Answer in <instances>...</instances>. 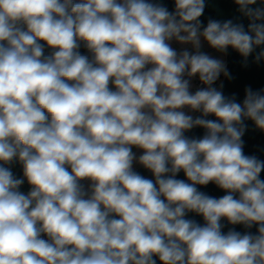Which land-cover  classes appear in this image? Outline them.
I'll return each mask as SVG.
<instances>
[{
	"label": "clouds",
	"instance_id": "clouds-1",
	"mask_svg": "<svg viewBox=\"0 0 264 264\" xmlns=\"http://www.w3.org/2000/svg\"><path fill=\"white\" fill-rule=\"evenodd\" d=\"M173 2L0 0V264H264V89L203 50L264 61V0Z\"/></svg>",
	"mask_w": 264,
	"mask_h": 264
},
{
	"label": "water",
	"instance_id": "water-1",
	"mask_svg": "<svg viewBox=\"0 0 264 264\" xmlns=\"http://www.w3.org/2000/svg\"><path fill=\"white\" fill-rule=\"evenodd\" d=\"M163 3L171 10L174 7L173 0H162ZM259 3V0H258ZM240 18V22L244 23L245 27L248 24L246 18L240 17V14L237 11V6L233 3V0H206V8L204 14L200 18L206 25L209 18L226 20V19H236ZM260 49L258 48L257 51ZM255 54H253L254 56ZM228 71L231 73L233 79L229 80L223 77V91L226 95H231L235 93L238 99L242 100L244 97V89L247 86H251L253 90L264 89V61H261L259 64L253 62V57L248 58V65L245 67L242 63L243 58L236 53L234 50L229 49L228 54L225 55L224 59ZM248 130L243 137L245 142L244 151L249 155H256L260 159H264V132L256 129L254 124L251 121H247ZM201 129H194L192 132L187 133L190 136H199L202 134ZM141 175L152 178V174L139 166L135 169ZM178 178L183 179V173L178 174ZM262 178H264V173H262ZM201 191L208 193L209 195L219 197L224 194V192L218 189L215 185L209 184L206 187L198 186ZM189 218H193L200 222L204 223L203 218L197 216L194 213H189ZM226 227L224 231L226 232L231 225H227V222L224 221ZM238 231H246L243 226H235ZM255 233V227L251 229Z\"/></svg>",
	"mask_w": 264,
	"mask_h": 264
},
{
	"label": "trees",
	"instance_id": "trees-1",
	"mask_svg": "<svg viewBox=\"0 0 264 264\" xmlns=\"http://www.w3.org/2000/svg\"><path fill=\"white\" fill-rule=\"evenodd\" d=\"M80 51L84 54H88L87 50L85 48H83V46L81 47ZM51 50L46 48L45 54L48 55L50 54ZM12 170L14 172V174L18 177L22 176V169L21 166L19 164H14L12 166ZM30 187L27 182H25V184L22 186L21 191H24L26 188Z\"/></svg>",
	"mask_w": 264,
	"mask_h": 264
},
{
	"label": "crops",
	"instance_id": "crops-1",
	"mask_svg": "<svg viewBox=\"0 0 264 264\" xmlns=\"http://www.w3.org/2000/svg\"><path fill=\"white\" fill-rule=\"evenodd\" d=\"M173 46L174 47H177L178 49L182 46L176 44V43H173ZM204 51L208 52L210 55L214 56V57H217V58H221V59H225V55L224 54H220V53H217L215 50L209 48L206 44L204 45V48H203ZM134 151H137V154H139V151L134 149ZM139 165H136L135 166V169L138 168ZM88 182L85 183V186H87Z\"/></svg>",
	"mask_w": 264,
	"mask_h": 264
},
{
	"label": "built area",
	"instance_id": "built-area-1",
	"mask_svg": "<svg viewBox=\"0 0 264 264\" xmlns=\"http://www.w3.org/2000/svg\"><path fill=\"white\" fill-rule=\"evenodd\" d=\"M222 79H223V76H221V81H222ZM221 81H218V82H217V86L219 85V83H220ZM193 85H194V89H195V87H199V86H200L199 81H198V80H194V81H193ZM84 183H86V182H84ZM28 191H29V187L26 188L23 192L27 193Z\"/></svg>",
	"mask_w": 264,
	"mask_h": 264
}]
</instances>
